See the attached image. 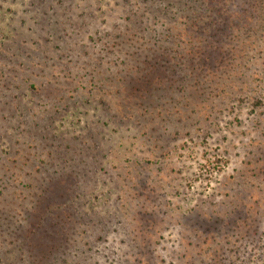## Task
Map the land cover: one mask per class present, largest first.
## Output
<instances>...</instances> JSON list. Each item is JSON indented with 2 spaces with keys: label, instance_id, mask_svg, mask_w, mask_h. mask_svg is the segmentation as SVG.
Wrapping results in <instances>:
<instances>
[{
  "label": "rangeland",
  "instance_id": "obj_1",
  "mask_svg": "<svg viewBox=\"0 0 264 264\" xmlns=\"http://www.w3.org/2000/svg\"><path fill=\"white\" fill-rule=\"evenodd\" d=\"M195 1L0 0V264H264V0L149 77Z\"/></svg>",
  "mask_w": 264,
  "mask_h": 264
},
{
  "label": "trees",
  "instance_id": "obj_2",
  "mask_svg": "<svg viewBox=\"0 0 264 264\" xmlns=\"http://www.w3.org/2000/svg\"><path fill=\"white\" fill-rule=\"evenodd\" d=\"M204 1L209 2V0ZM197 6L200 13L192 9L196 8ZM178 10H180L181 13H178L173 9L169 10L168 7H165V12L162 15L168 16L169 11L173 17V20L169 25L166 26L165 30L161 31V33L155 31L151 32L150 36H152V46L157 47L158 49L152 48L149 45L150 41H143V44L146 45L147 49L148 46H150V50L153 51L151 53V60L149 62H143L144 68H147L148 73H151L149 77L154 75L161 77L163 74L165 79L166 74L164 71L166 69L169 70L170 74L173 75L176 74V72H179L182 67L187 68L191 64L196 65V62L199 60V58H201L205 50V41L203 42V39L198 35V32L204 30L210 34L219 32V29L216 31L214 28L209 29V19H211L212 12L209 15L208 13L203 12L201 10V4L199 3V0L195 1L191 7L188 6L187 8H184L183 5H180ZM210 37L212 38V36ZM129 40L131 42L140 41V39L135 38L134 35L130 36ZM137 44L138 42L133 45L136 46ZM112 48H114V45ZM111 53H113V62L110 64L114 65V67H117L116 69L124 68L134 70V68L131 66V57L128 53L125 54L118 51H111L109 54ZM208 59H210V57H208ZM239 68H241V66H239ZM234 71L231 70V76ZM122 72L123 71L120 69V72H117L116 76H119ZM88 79L89 83H93L92 80L94 79V76H90ZM118 81L121 82L120 79ZM32 87H34V83ZM32 87H30V89H32ZM185 103H189V100H186Z\"/></svg>",
  "mask_w": 264,
  "mask_h": 264
}]
</instances>
